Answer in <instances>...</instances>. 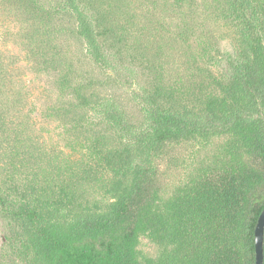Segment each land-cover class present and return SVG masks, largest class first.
Listing matches in <instances>:
<instances>
[{"label":"trees","instance_id":"16d2710c","mask_svg":"<svg viewBox=\"0 0 264 264\" xmlns=\"http://www.w3.org/2000/svg\"><path fill=\"white\" fill-rule=\"evenodd\" d=\"M182 1L174 0L175 7ZM60 3L74 17L90 60L112 68L104 41L109 31L97 12L87 0ZM226 14L235 44L222 73L212 77L216 92L198 101L158 89L136 93L137 124L113 99L58 76L68 103L88 114L73 121L69 165L53 186L0 187V212L11 221L5 236L11 261L254 264V227L264 207V0H227ZM182 34L172 37L183 42ZM218 135L229 137L224 156L196 167L167 195L165 162L178 161L180 147ZM97 180L104 199L91 201L81 189ZM141 235L172 248L140 260Z\"/></svg>","mask_w":264,"mask_h":264},{"label":"rangeland","instance_id":"374dc122","mask_svg":"<svg viewBox=\"0 0 264 264\" xmlns=\"http://www.w3.org/2000/svg\"><path fill=\"white\" fill-rule=\"evenodd\" d=\"M87 1L109 31L104 41L110 69L87 56L75 19L59 10L60 0H0V187L53 186L68 167L73 121L88 111L68 103L59 75L113 99L135 124L142 119L136 93L158 89L198 101L216 92L212 77L222 73L235 44L227 0H183L180 9L174 0ZM175 31L186 40L173 38ZM202 67L211 75L198 73ZM229 142L218 135L180 147L179 160L163 165L166 194L196 167L222 158ZM81 190L91 201L104 199L101 180ZM9 224L0 212V264H20L9 256ZM171 248L141 235L136 251L140 260L156 259Z\"/></svg>","mask_w":264,"mask_h":264},{"label":"water","instance_id":"95a60500","mask_svg":"<svg viewBox=\"0 0 264 264\" xmlns=\"http://www.w3.org/2000/svg\"><path fill=\"white\" fill-rule=\"evenodd\" d=\"M254 264H263L264 262V207L258 215L254 227Z\"/></svg>","mask_w":264,"mask_h":264}]
</instances>
